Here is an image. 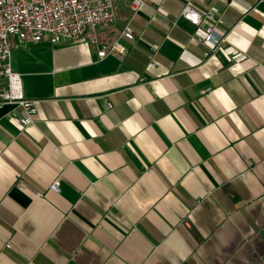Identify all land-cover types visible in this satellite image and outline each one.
Wrapping results in <instances>:
<instances>
[{"label":"crops","instance_id":"1","mask_svg":"<svg viewBox=\"0 0 264 264\" xmlns=\"http://www.w3.org/2000/svg\"><path fill=\"white\" fill-rule=\"evenodd\" d=\"M211 2L116 0L96 43L9 37L36 115L0 105V264H264V0L216 1L209 49L179 14Z\"/></svg>","mask_w":264,"mask_h":264},{"label":"built area","instance_id":"2","mask_svg":"<svg viewBox=\"0 0 264 264\" xmlns=\"http://www.w3.org/2000/svg\"><path fill=\"white\" fill-rule=\"evenodd\" d=\"M116 0H0V78L5 84H0V105L7 103L12 106L9 116L11 120L26 128L30 126L36 115L35 103L26 99L19 92L20 77L12 70L11 53L14 44L9 37H15L18 42L32 43L49 42L64 44L78 38L92 34L91 41L96 43V32L107 30L115 24ZM145 0H130L129 7L132 15L140 10ZM212 0L203 13L186 4L180 11V18L195 27L190 40L196 44H203L213 49L221 42V34L215 26L223 23V9ZM163 7L157 8L160 14ZM206 22L208 26L203 28ZM176 21L170 27L176 26ZM124 38L135 41L130 20L124 25L118 36L109 44L102 45L97 51L99 58L106 56H124L127 48L119 40ZM155 51V46H149ZM153 55H149L150 64L154 65ZM22 109L19 114L17 109ZM59 179L56 178L49 185V190L59 191ZM10 248V245H5Z\"/></svg>","mask_w":264,"mask_h":264},{"label":"rangeland","instance_id":"3","mask_svg":"<svg viewBox=\"0 0 264 264\" xmlns=\"http://www.w3.org/2000/svg\"><path fill=\"white\" fill-rule=\"evenodd\" d=\"M114 12H115V23H116V21H117V19H118V11H117V10H114ZM114 25H115V24H114ZM114 25H113V26H114ZM99 32H100V31H97L96 34H95L97 38L99 37ZM89 35L92 36V34H89Z\"/></svg>","mask_w":264,"mask_h":264}]
</instances>
